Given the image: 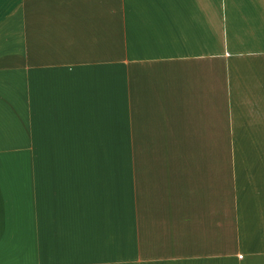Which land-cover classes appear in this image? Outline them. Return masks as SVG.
<instances>
[{
    "label": "crops",
    "instance_id": "0c3cea01",
    "mask_svg": "<svg viewBox=\"0 0 264 264\" xmlns=\"http://www.w3.org/2000/svg\"><path fill=\"white\" fill-rule=\"evenodd\" d=\"M0 264H264V0H0Z\"/></svg>",
    "mask_w": 264,
    "mask_h": 264
}]
</instances>
